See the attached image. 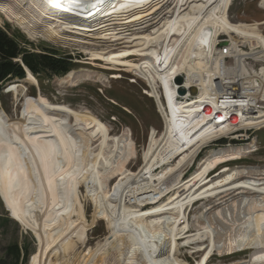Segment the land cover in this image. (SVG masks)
Returning a JSON list of instances; mask_svg holds the SVG:
<instances>
[{"label":"bare ground","instance_id":"obj_1","mask_svg":"<svg viewBox=\"0 0 264 264\" xmlns=\"http://www.w3.org/2000/svg\"><path fill=\"white\" fill-rule=\"evenodd\" d=\"M231 3L2 0L0 24L12 22L33 40L78 49L89 61L133 72L148 86L165 127L160 134L151 131L141 165L124 182L118 179L138 159L130 130L110 135V129L91 112L52 103L40 92L34 103L23 106L13 140L28 176L26 222L42 255L47 245L30 214L35 204L32 185L53 178L54 168L70 149L68 130L95 218L106 223L109 235L96 247H86L74 262L68 259L60 264H107L112 252H116L112 264H188L172 244L203 238L208 245L197 264H209L215 253L233 251L253 237V224L264 220V167L228 166L250 157L255 140L248 147L231 142L212 150L184 179L205 147L248 136L243 130L264 128V34L258 23L233 24L228 15ZM260 7L264 8V0ZM84 33L87 37L81 36ZM219 36L228 37L232 44L225 56L214 60ZM247 46L248 53L241 50ZM226 58H233L236 66H228ZM251 63L261 64L256 70ZM179 76L187 93L198 90L195 97L178 95L174 80ZM80 78L100 80L98 73L85 69L58 80L76 85ZM25 79L39 86L30 71ZM238 95L243 100H231ZM25 138L38 141L33 146L35 174L24 154ZM215 172L219 173L212 177ZM198 203L193 233L186 210ZM249 264H264V246L251 255Z\"/></svg>","mask_w":264,"mask_h":264},{"label":"rangeland","instance_id":"obj_2","mask_svg":"<svg viewBox=\"0 0 264 264\" xmlns=\"http://www.w3.org/2000/svg\"><path fill=\"white\" fill-rule=\"evenodd\" d=\"M261 1L232 0L228 10L230 21L233 24L258 23L264 34V8L260 7ZM0 29L33 53L49 50L57 52L60 57H70L71 71L85 69L100 76L97 82L80 78L76 85L61 84L58 79L62 77L41 76L36 78L38 89L36 85L26 81V75L23 81L19 82L15 79L4 85L0 91V259L4 258L7 247L18 245L20 249L27 250L28 255L24 264H46L45 260L47 264H60L68 259L74 262L77 255L86 247H96L98 242L109 235L107 225L104 221L95 218L93 203L82 183L79 158L72 146L68 130L66 138L70 149L66 158L54 168L53 178L47 177L41 179L42 184L34 182L32 185L31 197L35 204L30 209V214L47 245L45 254H41L38 241L26 222L28 176L13 140V127L21 119L23 106L34 103L40 92L52 103L65 104L75 110L85 109L91 112L110 129V135L120 134L126 129L130 130L137 146L138 159L134 160L118 179L124 182L141 165L151 131L155 130L160 134L165 130L164 121L155 101L149 97L148 86L130 70L89 61V57L78 49L56 46L41 39L33 40L12 22L4 21L0 24ZM93 34L90 33L88 36ZM97 34L99 35L98 32ZM81 36L87 37V34ZM92 37L100 38L97 35ZM222 38L226 39V37ZM260 64L253 63L252 68L257 70ZM247 135L232 140L222 139L221 141H224L222 143L218 141L205 147L195 159L193 166L185 171L184 179L188 180L197 171L209 152L224 148L231 142L234 146L248 147L255 140V148L249 154L250 157L231 163L229 168L232 169L235 165L250 168L262 165L264 167V128L259 131L253 129ZM24 142L26 144L24 154L30 162L31 174H35L37 154L33 146L34 142L38 143V141L25 138ZM88 156L91 158L92 153L89 152ZM219 168L221 169L222 166ZM218 173L215 172L212 177ZM114 182H111V186ZM198 207L200 203L186 210L190 220V232L195 231L191 223L194 211L196 212ZM253 225L254 235L250 240L233 251L215 253L209 264H249L251 255L264 246V220H259ZM207 245L206 238L201 241L181 240L172 244L175 253L188 264H197ZM115 257L116 252H112L107 264H112Z\"/></svg>","mask_w":264,"mask_h":264},{"label":"trees","instance_id":"obj_3","mask_svg":"<svg viewBox=\"0 0 264 264\" xmlns=\"http://www.w3.org/2000/svg\"><path fill=\"white\" fill-rule=\"evenodd\" d=\"M71 63L70 57H60L57 52L45 50L33 53L0 29V91L15 79L23 80L26 77L25 69L36 78L63 77L71 71ZM222 142L224 141L219 143ZM23 251L25 252L22 253ZM27 255V250L11 245L6 248L0 264H24Z\"/></svg>","mask_w":264,"mask_h":264},{"label":"built area","instance_id":"obj_4","mask_svg":"<svg viewBox=\"0 0 264 264\" xmlns=\"http://www.w3.org/2000/svg\"><path fill=\"white\" fill-rule=\"evenodd\" d=\"M222 37H226V36H219V37H217V43H216V46H215V52H214V60H215V58H217V57H222V56H225V54H227V48L228 47H231V44H232V42H231V40L228 38V37H226V39H223ZM241 50H243L244 52L245 51H248V47H241ZM226 60V63L228 64V66H230V67H235L236 66V63H235V61H234V59L233 58H226L225 59ZM214 62V61H213ZM251 65H252V63H251ZM217 84H219V81L218 82H216ZM218 87V86H217ZM220 88V87H219ZM242 89V85L240 86V90ZM187 90V89H186ZM188 91V90H187ZM187 95H190L189 94V92H188V94ZM191 96V95H190ZM235 97H238V99H235L234 97H232V99L231 100H243V99H241V98H239V95L238 96H235ZM252 131V130H251ZM248 132H250V130L249 131H246L245 132V130H243V134L245 133V134H247ZM234 135V134H233ZM222 140V139H221ZM220 141V140H219ZM218 142V141H217ZM214 143H216V142H214ZM213 143V144H214Z\"/></svg>","mask_w":264,"mask_h":264},{"label":"water","instance_id":"obj_5","mask_svg":"<svg viewBox=\"0 0 264 264\" xmlns=\"http://www.w3.org/2000/svg\"><path fill=\"white\" fill-rule=\"evenodd\" d=\"M26 71V75L28 74V71L27 69H25ZM19 82L23 81V80H19ZM183 83H184V80H183V77L182 76H179L178 78H176L174 80V84H176V86H178V95L182 98H185L187 96V90L183 87ZM197 89L195 88H191L190 91H189V94L192 96V97H195L197 95ZM7 92H9V89L7 90Z\"/></svg>","mask_w":264,"mask_h":264}]
</instances>
